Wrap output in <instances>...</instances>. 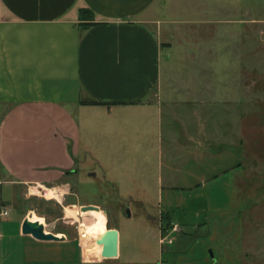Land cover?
Returning <instances> with one entry per match:
<instances>
[{
	"label": "rangeland",
	"instance_id": "obj_1",
	"mask_svg": "<svg viewBox=\"0 0 264 264\" xmlns=\"http://www.w3.org/2000/svg\"><path fill=\"white\" fill-rule=\"evenodd\" d=\"M159 8L160 25L152 28L171 45L163 52L166 87L197 82L202 107L217 108L203 114L205 123L222 125V133L211 129L215 143L201 141L210 155L169 159L171 145L160 144L152 128L143 129L142 141L100 136L91 145L99 158L78 161L75 208L67 207L73 200L59 204L44 195L20 202L13 215L44 219L48 233L74 243L50 246L64 264H77V246L82 255L85 246L105 250L106 242L82 241L85 206L100 208L108 230L121 234V264H264V0H160ZM200 44L198 63L185 52ZM228 99L237 102L225 108ZM183 120L182 113L169 120L180 140Z\"/></svg>",
	"mask_w": 264,
	"mask_h": 264
},
{
	"label": "crops",
	"instance_id": "obj_2",
	"mask_svg": "<svg viewBox=\"0 0 264 264\" xmlns=\"http://www.w3.org/2000/svg\"><path fill=\"white\" fill-rule=\"evenodd\" d=\"M159 1L0 0V211L11 213L0 219V264H64L51 255L53 243L23 235L32 214L17 219L13 213L20 202L46 198L49 190L58 191L61 198L50 201L59 204L76 198L78 161L83 154L99 158L91 145L100 136L103 142L107 134L142 141L143 129L152 128L160 144L171 145L170 153L176 149L169 159L210 155L201 143H215L211 129L222 133V125L205 123L203 114L211 117L217 108L202 107L197 82L182 90L166 87L163 52L171 45L152 28L160 25ZM92 22L98 26L82 30ZM201 54V44L185 52L198 63ZM223 102L228 108L237 101ZM181 113L183 140L169 122ZM185 143L198 148L188 151ZM77 205L73 200L67 207ZM85 247L82 255L77 246V264L122 262L121 234L118 259L104 260L105 250Z\"/></svg>",
	"mask_w": 264,
	"mask_h": 264
},
{
	"label": "water",
	"instance_id": "obj_3",
	"mask_svg": "<svg viewBox=\"0 0 264 264\" xmlns=\"http://www.w3.org/2000/svg\"><path fill=\"white\" fill-rule=\"evenodd\" d=\"M90 212L102 213L101 209L96 206H85L81 208L82 214ZM130 215V213H129ZM23 235L33 237L36 241L42 243H63L66 242L65 237H59L52 233H48L45 226L39 222H33L32 218L27 219L23 225ZM96 240H106L104 251V260H115L119 258L120 253V234L117 230H108Z\"/></svg>",
	"mask_w": 264,
	"mask_h": 264
},
{
	"label": "bare ground",
	"instance_id": "obj_4",
	"mask_svg": "<svg viewBox=\"0 0 264 264\" xmlns=\"http://www.w3.org/2000/svg\"><path fill=\"white\" fill-rule=\"evenodd\" d=\"M60 191V190H59ZM46 198L50 200H59L61 197L58 191L49 190L47 191ZM77 212H69L68 217L76 219ZM33 219V215L31 217ZM84 223L82 225L83 229V238L82 241H90L94 243H99L102 241L96 240L99 236L103 235L107 231V217L104 213L90 212L84 214L83 216ZM34 222H39L44 225V219H38ZM104 241V240H103Z\"/></svg>",
	"mask_w": 264,
	"mask_h": 264
},
{
	"label": "trees",
	"instance_id": "obj_5",
	"mask_svg": "<svg viewBox=\"0 0 264 264\" xmlns=\"http://www.w3.org/2000/svg\"><path fill=\"white\" fill-rule=\"evenodd\" d=\"M96 26H98V24L95 23V22H92V23L81 25V28H82L83 31H88V30H90V29H92L93 27H96ZM81 104L82 105H86V106H100V105H102L100 103H96V102H93V101H90V102L82 101Z\"/></svg>",
	"mask_w": 264,
	"mask_h": 264
},
{
	"label": "built area",
	"instance_id": "obj_6",
	"mask_svg": "<svg viewBox=\"0 0 264 264\" xmlns=\"http://www.w3.org/2000/svg\"><path fill=\"white\" fill-rule=\"evenodd\" d=\"M10 211L9 210H7V209H2L1 211H0V219H6V218H8L9 216H10ZM174 231V233L175 232H177V230L176 229H174L173 230ZM173 233V234H174ZM168 244L169 245H172L173 243H174V239L172 238V235L171 236H169V239H168Z\"/></svg>",
	"mask_w": 264,
	"mask_h": 264
}]
</instances>
